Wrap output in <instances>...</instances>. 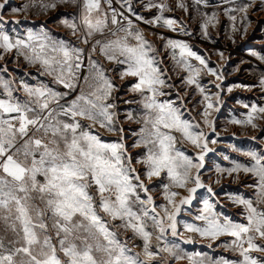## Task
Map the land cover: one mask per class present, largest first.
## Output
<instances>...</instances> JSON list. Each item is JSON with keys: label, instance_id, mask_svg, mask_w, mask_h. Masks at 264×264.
Masks as SVG:
<instances>
[{"label": "snow or ice", "instance_id": "6c2138e0", "mask_svg": "<svg viewBox=\"0 0 264 264\" xmlns=\"http://www.w3.org/2000/svg\"><path fill=\"white\" fill-rule=\"evenodd\" d=\"M70 2L81 6L85 29L82 43H91L85 75H81L85 69L84 49L55 40L44 30L28 31L21 37L0 29V49L5 53L15 50L17 56H23L30 65H39L44 74L69 90L61 93L43 85L25 84V93L34 99L21 103L13 98L9 82L0 81L8 97L0 99V222L5 233L0 235V264H161V253L176 261L187 260L188 264H237L186 252L167 239L169 234L179 236L184 244H194L195 237L213 242L231 237L224 246L239 252V264H264V255H253L264 254V208L254 206L252 200H234L247 210L246 223H235L216 211V203L204 198L202 209L194 217L200 223L183 222V232L178 230L177 218L185 206L192 205L198 189L215 196L212 187L202 180L200 170L205 156L213 151L209 142L216 141H209L200 124L184 119L173 102L161 99L167 95L165 88L170 87L163 60L143 31L112 8V0H106L110 18L102 0ZM5 3H0V10ZM152 6L158 7L161 14L145 23L176 31V21L163 16L170 10L167 5ZM178 6L186 10L183 3ZM38 7L46 11L56 4L41 2ZM127 8L132 12L130 4ZM247 10L239 9L245 14ZM230 19L235 21L236 17ZM62 22L74 35L79 31L75 21ZM210 23H218L215 14L203 24L205 35ZM165 47L171 50L176 65L187 71L186 83L195 85L203 95V123L219 135L210 119L219 107L198 77L204 70L217 80L221 77L187 43L167 39ZM97 50L109 62L124 66L119 72L121 80L134 78L130 90L140 96L137 103L142 115L134 117L129 112L127 119L141 125L133 133L138 138L131 147L144 149L136 161L145 166L143 179L133 166L123 135L118 141L108 142L99 131L122 134L124 128L117 123L114 111L117 85L92 58ZM193 59L202 67L194 66ZM77 90L79 94L66 106L60 103L69 92ZM258 117L264 119V107L253 106L245 120L233 119L231 123L255 128ZM179 141L200 149L198 162L176 147ZM245 155L251 157L250 165L218 167L216 171L229 176L240 172L254 176L256 204L264 205V156L255 152ZM162 174L166 203L158 205L145 179L152 181ZM215 182L219 184L220 179ZM174 189H184L188 194L181 196ZM141 192L145 199H141ZM120 229L131 231L133 238L141 241L142 251L132 253L127 241L121 240ZM207 246L211 248L212 244Z\"/></svg>", "mask_w": 264, "mask_h": 264}, {"label": "rangeland", "instance_id": "374dc122", "mask_svg": "<svg viewBox=\"0 0 264 264\" xmlns=\"http://www.w3.org/2000/svg\"><path fill=\"white\" fill-rule=\"evenodd\" d=\"M227 1L225 3L223 0H207L205 22L208 17L215 14L218 23L209 24L207 35H205L202 28H200L199 32L193 29L190 32H185V39L181 40L187 43L198 55L204 57L208 66L215 69L221 77V79L217 80L216 76L208 74L206 70L202 71L198 77L200 85L212 97L213 103L219 107V111L213 112L210 117L215 123L216 133L219 135L212 133L211 129L203 123L202 111L205 107V103L202 102L203 95L195 85H188L186 83L187 71L183 67L177 66L172 57L166 63L164 42H161V40L154 42L159 58L163 60L162 67L167 70L166 79L170 77V79H167L170 87L165 88L167 95L161 97V99L173 102L180 109L184 119L200 124L201 128L208 134L209 141H216V143L209 142V148L213 149V151L208 152L205 156L204 168L200 170L202 180L212 187L215 196L208 193L206 189H198L196 199L193 200L192 205L185 206L177 218L180 222L178 223V230L180 232H183V222L200 223L199 221H194V217L202 209L204 198L211 199L216 203V211L221 213L222 217H228L235 223H246L247 215V210L243 205L234 203L237 197L252 200L254 206L264 208V205L256 204L258 188L255 186L256 178L254 176L243 172L239 174L233 173L229 176L227 173L218 174L216 171L218 167L229 169L236 164L250 165L252 162L251 157L245 155L248 152H255L258 155L264 156V119L256 118L254 122L257 127L255 128L251 125L231 123L233 119L245 120L253 106L257 108L264 107V83H261L264 81V65L263 68L255 67V65L259 66L260 61L254 60L253 68H246L245 66L248 72L244 73H247V77L242 72L243 68L239 69L241 63L246 62L249 57L244 56V51H242L244 45L264 40V0ZM0 3H5V0H0ZM220 3L223 4L220 5ZM244 7L248 9L246 14L239 11V9ZM26 13L24 11L19 18ZM231 16L236 17L235 21L230 19ZM0 17H2L0 29L5 31V19L7 18L5 7L3 10H0ZM233 27H235V31ZM197 44L204 47V50L198 48ZM90 48L91 43L84 48L85 55H88ZM197 49L199 52L196 51ZM97 53L100 54L99 50H97ZM236 53L239 54V57L232 60V55H236ZM5 56V52L0 49V57H2L0 58V64L2 66L5 63ZM99 57L100 59L102 57L103 61L96 58L95 60L99 61L105 70V74L112 78L117 85V89L113 93V101L116 104L114 111L117 123L123 126L124 132L120 134L107 133L103 129L99 131L102 134V138L108 142L118 141L120 136L123 135L125 143L129 146V153L133 157V166L141 173L143 179L145 166L138 164L136 161L142 157L144 149L143 147H131L133 142L138 138L133 133L138 132L141 125L127 119L129 112H132L134 117L142 115L141 106L137 103L140 96L138 93L130 90L133 79L131 80L126 77L121 80L119 78V72L122 70L119 64L109 62L101 54ZM226 58H229L232 64H225L229 60ZM254 58L258 59L256 56ZM191 63L196 67H202L194 59ZM238 70L240 71L237 72ZM241 77L255 80L254 84L257 87L255 88L253 84L242 89L243 85H246L245 83H240L239 78ZM216 85H219V88ZM229 88L232 90L228 91ZM69 93L61 102L62 105L66 106L67 103L74 99L79 94V90ZM126 101H132V103L129 104ZM245 105L248 107H245ZM176 147L186 155L192 157L195 162H198L197 158L200 149L195 148L190 142L179 141ZM217 178L220 179L219 184L215 182ZM162 179H164L163 174L160 178L154 177L152 181L145 179V183L149 188V194L152 195L158 205L166 203L163 185L160 183ZM164 183H167V180H164ZM174 190L180 192L181 196L188 194L184 189ZM140 195L141 199H145L143 192ZM179 198L177 197V200ZM119 232L121 240L127 241L128 246L132 249V253L142 251L141 241L134 239L131 231L125 232L123 229H120ZM0 235H5L2 222H0ZM185 235L189 234L185 233ZM167 239L179 244L186 252L200 253L211 261H229L230 257L228 254L232 250V248L224 246L230 243L231 237H221L214 242L195 237L196 242L194 244H184L179 236L172 237L170 234ZM257 242L261 243L262 241L258 240ZM209 243L212 244L211 248L207 246ZM223 251H226V253ZM254 256L260 257L256 254ZM165 259L167 260V264H188L187 260L176 261L168 257L166 253H161V264H164ZM237 263L239 264V262Z\"/></svg>", "mask_w": 264, "mask_h": 264}, {"label": "crops", "instance_id": "0c3cea01", "mask_svg": "<svg viewBox=\"0 0 264 264\" xmlns=\"http://www.w3.org/2000/svg\"><path fill=\"white\" fill-rule=\"evenodd\" d=\"M121 8L128 12L134 17L135 23L140 30L143 31L144 36L154 45V42L161 40L166 45L167 39L173 40H184L185 32H190L196 29L197 32L200 28L203 29V24L205 23L206 17V7L207 0H117ZM226 3V0H223ZM241 0H228L227 2H239ZM43 2L45 4H56L55 8H49L46 11L39 8L38 5ZM183 3L185 8H180L178 5ZM128 4L132 7V12L128 11ZM167 5L168 9L163 13V16L168 19H173L176 21L175 28L176 31H172L164 26H157L156 24H148L145 21H154L157 16H159L160 10L158 7H153L152 5ZM223 3H220L222 5ZM33 5H37L34 7ZM6 15L5 19V31L13 36H26L28 31H47L48 34L55 40H62L74 47H80L84 49L88 44L82 43V37L85 34V29L81 24V6L79 4H73L70 0H7L5 3ZM15 10V11H14ZM26 11L29 13V17L25 23H17L20 15ZM197 16V17H196ZM137 17H142L143 19H137ZM192 17V18H191ZM196 17V18H195ZM68 19L70 21H75L79 27V31L74 35L71 29L67 28L63 24V20ZM164 37L165 39H161ZM98 38V37H97ZM164 45V47H165ZM198 48L204 50V47L197 44ZM195 50V49H194ZM199 52V50H196ZM244 51V56H249L248 61L241 63L240 68H243L242 72L246 71L248 67H254V60L260 61L259 68H263L264 65V40H258L255 42H250L244 45L242 48ZM166 63L169 62L171 56V50L165 47ZM259 53V54H258ZM232 55V60L237 59L239 54ZM5 63L3 66L0 64V81H8L10 88L12 90L13 98L19 100L21 103L31 102L32 98L28 97L24 91V85L27 84L30 87H40L46 86L61 93L68 92L63 85L55 82L52 76L43 73V70L39 65H30L23 56H17L15 50L11 53H5ZM99 53L93 54V59H100ZM256 56L258 59H255ZM227 60L229 58H226ZM1 62V60H0ZM197 64L199 62L197 61ZM225 64H232L230 59L225 62ZM122 69L124 66L119 65ZM246 66V68H245ZM238 70L237 72H239ZM246 74V75H245ZM244 76H248L244 73ZM244 77L239 78L240 83H245L242 89L249 87L248 85H253L255 80L250 78L246 79ZM131 80L134 78H130ZM255 88L257 87L254 84ZM244 91V90H243ZM70 94V93H69ZM7 93L0 84V99H7ZM65 99V98H64ZM62 99L60 103L64 100ZM55 107V105H52ZM226 253V251H223ZM264 255L260 253H253V255ZM229 255V262L236 261L239 262L242 257H240L238 251L231 250ZM238 264V263H237Z\"/></svg>", "mask_w": 264, "mask_h": 264}, {"label": "built area", "instance_id": "2783aa9c", "mask_svg": "<svg viewBox=\"0 0 264 264\" xmlns=\"http://www.w3.org/2000/svg\"><path fill=\"white\" fill-rule=\"evenodd\" d=\"M102 5L105 8V11L108 12L109 18L111 17V9H108L107 4H106V0H102ZM112 8H114L117 12H122L124 16L128 17L129 19H131L133 21L134 24V17L131 16L128 12H126L123 8H121L118 4L117 0H112ZM28 14H24L21 18L18 19V22L20 24L25 23L28 19ZM118 19L123 20V17H118ZM110 27H114L110 24ZM84 64H85V69L82 70L81 75H85L86 74V68H87V64H88V60H87V55H85V59H84Z\"/></svg>", "mask_w": 264, "mask_h": 264}]
</instances>
